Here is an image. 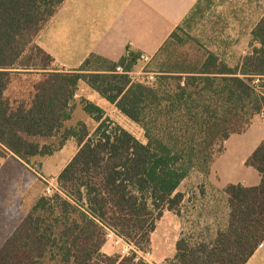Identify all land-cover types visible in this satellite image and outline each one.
I'll use <instances>...</instances> for the list:
<instances>
[{
  "label": "trees",
  "instance_id": "1",
  "mask_svg": "<svg viewBox=\"0 0 264 264\" xmlns=\"http://www.w3.org/2000/svg\"><path fill=\"white\" fill-rule=\"evenodd\" d=\"M65 0H0V156L29 164L52 156L71 138L77 150L0 247V264H149L138 252L165 212L180 217L181 184L207 179L223 143L264 111V15L250 33L249 52L235 66L197 47L177 27L145 67L152 82L132 76L140 55L118 62L91 55L74 73L51 72L52 58L35 45ZM198 11V6L196 12ZM192 16V15H191ZM192 19V18H191ZM192 44L194 50L177 49ZM39 72L24 93L8 94L18 74ZM113 105L143 132L144 143L81 99L95 123L68 127L79 85ZM260 184L223 189L224 228L211 240L182 234L166 264H246L264 242V139L246 161ZM109 232L134 248L102 253Z\"/></svg>",
  "mask_w": 264,
  "mask_h": 264
},
{
  "label": "crops",
  "instance_id": "2",
  "mask_svg": "<svg viewBox=\"0 0 264 264\" xmlns=\"http://www.w3.org/2000/svg\"><path fill=\"white\" fill-rule=\"evenodd\" d=\"M211 2L213 0H65L39 32L34 43L52 58L50 71L56 73L76 72L91 55L116 63L125 55L127 49L150 61L173 31L183 25L184 20L189 16L191 18L197 6L198 10H201L202 4L210 5ZM246 4L255 9L256 6H264V0H251ZM263 15L264 9L250 28L249 35ZM232 37L237 40L239 32L230 35V38ZM210 52L217 56L222 55L221 50ZM28 73V77L33 81H37L40 77L37 71ZM18 76L23 74H18L16 77ZM16 77L13 78L12 83ZM79 90L75 100L81 98L89 101L101 108L105 115L108 114V109L117 111L113 105L84 83L79 85ZM263 139L264 111L253 119L243 133L234 134L223 143V152L215 157L207 182L221 191L229 184H240L244 187L258 186L261 177L256 170L246 166V161ZM14 158L22 165L26 164ZM222 195L227 213L226 197L223 192ZM28 211L21 215L18 222ZM166 214L178 220L173 213L165 212L159 223L166 219ZM177 223L179 229V220ZM13 230H7L4 241ZM110 233L119 239L114 233ZM181 235L179 230L173 233L171 243L168 245L169 238L165 237L162 228L157 248L164 251L166 247H171L172 251L169 256L164 257L163 252L159 254L158 260L153 259V263L150 261L148 263L166 264V261L174 256L175 244ZM150 248L153 250L152 239ZM112 255V253L108 254V256ZM246 264H264V242Z\"/></svg>",
  "mask_w": 264,
  "mask_h": 264
},
{
  "label": "rangeland",
  "instance_id": "3",
  "mask_svg": "<svg viewBox=\"0 0 264 264\" xmlns=\"http://www.w3.org/2000/svg\"><path fill=\"white\" fill-rule=\"evenodd\" d=\"M250 1L213 0L210 5L204 3L201 10L193 12L192 19L190 18L187 25L182 27L183 32L180 34L183 39H187L188 43L195 41L197 47L202 50L214 52L221 50L220 57L229 66H235L240 62L242 56L249 52V30L264 9L263 5L252 9L246 4ZM235 32H239L237 40L233 37L230 38V35ZM177 50L179 53L186 51L192 53L194 47L192 44H188ZM148 62V59L140 58L132 73L135 80L153 81L151 75L153 77L155 75L145 72ZM31 82L33 81L28 77V74L16 77L8 94L16 96L26 92ZM78 91L80 90L78 89ZM80 100L81 98L75 100L76 105L67 126L76 127L77 124L84 123L89 131L93 132L96 123L82 111ZM105 118L144 143L142 130L117 111L108 109ZM76 150L77 144L70 138L61 150L56 151L52 156L32 160L29 164H25L28 167L22 165L10 154L0 156V247L7 230L11 231L18 226L22 214L29 210L40 196H49L54 193L47 194L46 189H52L51 186L55 184L53 181L55 176L63 170ZM179 191L185 195L183 208L180 217H178L180 227L177 229L178 220L173 219L170 214H166L164 221L158 222L156 226L158 230L151 235L153 250L150 248L146 253L138 252L137 254L146 262L153 263V259L155 261L159 259V254L164 252V257H167L172 251L171 247H166L164 251L157 248L162 228L165 237L169 238V245L173 233L175 234L178 230L180 235L181 233L193 234L195 237H199L204 232V237L211 240L216 231L224 228L226 224L223 190L209 184L200 174L193 173L181 184ZM106 240L102 248V253L105 255L112 253L113 255L126 256L134 250L130 246L128 248L127 244L110 232Z\"/></svg>",
  "mask_w": 264,
  "mask_h": 264
},
{
  "label": "built area",
  "instance_id": "4",
  "mask_svg": "<svg viewBox=\"0 0 264 264\" xmlns=\"http://www.w3.org/2000/svg\"><path fill=\"white\" fill-rule=\"evenodd\" d=\"M151 79L154 80L153 75H151ZM53 181L55 182V184L51 186L52 189H50V188H47V189H46V193H47V194H50L51 192H56V191H57L56 180H53ZM49 196H51V195H49ZM121 241H122V240H121ZM123 243H125V242H123ZM125 244H126V243H125ZM127 246H128V248L131 247V249H132V246H130V245H128V244H127ZM129 246H130V247H129Z\"/></svg>",
  "mask_w": 264,
  "mask_h": 264
}]
</instances>
